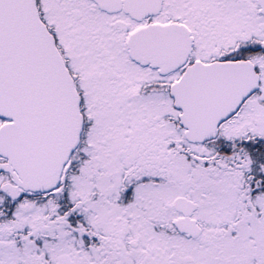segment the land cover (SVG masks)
Wrapping results in <instances>:
<instances>
[{
    "label": "snow or ice",
    "instance_id": "snow-or-ice-1",
    "mask_svg": "<svg viewBox=\"0 0 264 264\" xmlns=\"http://www.w3.org/2000/svg\"><path fill=\"white\" fill-rule=\"evenodd\" d=\"M0 264H264V0H0Z\"/></svg>",
    "mask_w": 264,
    "mask_h": 264
}]
</instances>
